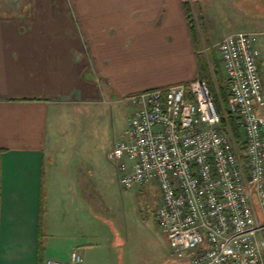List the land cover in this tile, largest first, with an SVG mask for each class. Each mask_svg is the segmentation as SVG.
Instances as JSON below:
<instances>
[{
  "label": "crops",
  "instance_id": "obj_1",
  "mask_svg": "<svg viewBox=\"0 0 264 264\" xmlns=\"http://www.w3.org/2000/svg\"><path fill=\"white\" fill-rule=\"evenodd\" d=\"M28 1L0 0V264L68 260L75 249L87 264V233L61 238L70 250L51 245V201L64 193H57V183L69 182L66 173L56 172L51 114L55 118L58 105L100 102L102 84L114 96L131 98L191 81L198 55L210 59L230 32L215 39L206 23L209 42L201 33L194 41L183 0ZM199 1L217 10L220 0ZM221 2L228 17H249L248 23L263 28L254 32L264 74V0Z\"/></svg>",
  "mask_w": 264,
  "mask_h": 264
},
{
  "label": "built area",
  "instance_id": "obj_2",
  "mask_svg": "<svg viewBox=\"0 0 264 264\" xmlns=\"http://www.w3.org/2000/svg\"><path fill=\"white\" fill-rule=\"evenodd\" d=\"M230 82L225 109L239 118L244 149L224 125L206 80L131 95L127 139L108 158L123 187L161 190L157 220L171 255L185 264H264V74L255 32L227 33L217 44ZM214 45V47H215ZM69 259L43 264H83Z\"/></svg>",
  "mask_w": 264,
  "mask_h": 264
},
{
  "label": "rangeland",
  "instance_id": "obj_3",
  "mask_svg": "<svg viewBox=\"0 0 264 264\" xmlns=\"http://www.w3.org/2000/svg\"><path fill=\"white\" fill-rule=\"evenodd\" d=\"M220 1L212 10L211 5L194 0L197 17L213 27L215 39L235 27L250 32L263 29L248 23L249 17H242L244 21L241 16L228 17L229 10ZM2 5L8 13L5 1ZM203 36L209 42L208 34ZM214 50L219 58L216 45ZM89 79L96 78L90 74ZM113 90L102 84L100 102L58 105L55 118L51 114L52 147L59 160L54 162L56 172L66 173L69 181L67 186L57 183V193L59 189L64 193L58 194L56 204L54 198L51 201L49 219L55 223L51 245L70 250L61 238L87 233V264H185L171 256L168 234L157 220L161 190L155 185L123 187L117 164L108 158L115 143L127 139L129 117L138 107L129 95L117 97ZM47 242L46 235L44 247Z\"/></svg>",
  "mask_w": 264,
  "mask_h": 264
},
{
  "label": "trees",
  "instance_id": "obj_4",
  "mask_svg": "<svg viewBox=\"0 0 264 264\" xmlns=\"http://www.w3.org/2000/svg\"><path fill=\"white\" fill-rule=\"evenodd\" d=\"M186 17L190 26V31L194 41H197L199 34L207 33V27L203 19L194 17L193 11L198 13L199 8L192 0H183ZM194 79L201 78L209 84L217 105L221 113L222 123L230 126L235 144L244 149L245 145L241 140V130L239 125V118L225 109L227 104V97L230 92V82L227 76L223 73L220 60L216 54H212L210 59L198 55V71ZM190 81H185L189 83Z\"/></svg>",
  "mask_w": 264,
  "mask_h": 264
}]
</instances>
